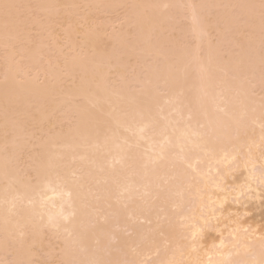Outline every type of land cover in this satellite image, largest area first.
<instances>
[{"label": "bare ground", "instance_id": "obj_1", "mask_svg": "<svg viewBox=\"0 0 264 264\" xmlns=\"http://www.w3.org/2000/svg\"><path fill=\"white\" fill-rule=\"evenodd\" d=\"M3 2L0 264H264L261 0Z\"/></svg>", "mask_w": 264, "mask_h": 264}, {"label": "snow or ice", "instance_id": "obj_2", "mask_svg": "<svg viewBox=\"0 0 264 264\" xmlns=\"http://www.w3.org/2000/svg\"><path fill=\"white\" fill-rule=\"evenodd\" d=\"M17 5H13L7 2L0 3V14H2L5 27H7L9 21L12 19V10L17 8ZM261 10H262V16L261 20L262 23H264V0H261ZM262 184H264V179L261 181ZM193 237H195V233H193Z\"/></svg>", "mask_w": 264, "mask_h": 264}, {"label": "rangeland", "instance_id": "obj_3", "mask_svg": "<svg viewBox=\"0 0 264 264\" xmlns=\"http://www.w3.org/2000/svg\"><path fill=\"white\" fill-rule=\"evenodd\" d=\"M42 255V254H41ZM43 256V255H42Z\"/></svg>", "mask_w": 264, "mask_h": 264}]
</instances>
